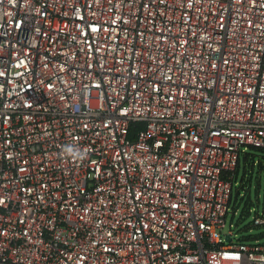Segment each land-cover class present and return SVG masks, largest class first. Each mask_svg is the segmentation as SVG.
<instances>
[{
  "label": "built area",
  "instance_id": "1",
  "mask_svg": "<svg viewBox=\"0 0 264 264\" xmlns=\"http://www.w3.org/2000/svg\"><path fill=\"white\" fill-rule=\"evenodd\" d=\"M247 147L264 0H0V264H264Z\"/></svg>",
  "mask_w": 264,
  "mask_h": 264
},
{
  "label": "rangeland",
  "instance_id": "2",
  "mask_svg": "<svg viewBox=\"0 0 264 264\" xmlns=\"http://www.w3.org/2000/svg\"><path fill=\"white\" fill-rule=\"evenodd\" d=\"M245 154L253 156L256 159V164L250 168V172H247L246 175L243 168L239 173L236 186L240 187L241 183L245 181L246 188L241 189L242 195L238 199L235 216L233 217V211L228 216L225 233L230 230L232 223L235 238L240 242L264 243V225H254L257 214H264V168L260 165V162L264 165V151L247 147ZM245 154L241 157L242 166ZM251 156L247 157L248 161Z\"/></svg>",
  "mask_w": 264,
  "mask_h": 264
},
{
  "label": "trees",
  "instance_id": "3",
  "mask_svg": "<svg viewBox=\"0 0 264 264\" xmlns=\"http://www.w3.org/2000/svg\"><path fill=\"white\" fill-rule=\"evenodd\" d=\"M252 148L261 149V150L264 151V148H259V147H252ZM248 156H251V155L245 154V156H244V165L243 166L241 164V158H240L238 166H237V168H236V170L234 172L233 190H232V198H231V204H232V207H233V213H236V211H237V202H238V199L240 198V196L242 195V190L241 189H245L246 188V185L244 184L245 181H243V183H241L240 187L236 186V184L238 183L239 173H240L241 169L243 168L244 172H245V175H246L247 172H250V168L256 164V159L253 156H251L249 161H248L247 160ZM260 165H261V167L264 168V165L262 164V162H260Z\"/></svg>",
  "mask_w": 264,
  "mask_h": 264
},
{
  "label": "water",
  "instance_id": "4",
  "mask_svg": "<svg viewBox=\"0 0 264 264\" xmlns=\"http://www.w3.org/2000/svg\"><path fill=\"white\" fill-rule=\"evenodd\" d=\"M226 240H227L228 242H230V241H231V237H230L229 235H227V236H226Z\"/></svg>",
  "mask_w": 264,
  "mask_h": 264
}]
</instances>
